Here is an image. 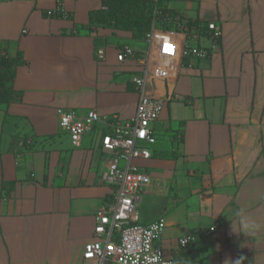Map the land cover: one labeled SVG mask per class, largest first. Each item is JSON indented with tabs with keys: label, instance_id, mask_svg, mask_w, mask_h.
<instances>
[{
	"label": "crops",
	"instance_id": "0c3cea01",
	"mask_svg": "<svg viewBox=\"0 0 264 264\" xmlns=\"http://www.w3.org/2000/svg\"><path fill=\"white\" fill-rule=\"evenodd\" d=\"M104 1L63 0L64 18L55 0H0V54L23 60L14 99L0 102V264H88L97 212L116 195L101 179L114 156L101 138L132 121L140 90L131 79L145 67L143 93L165 109L150 157L133 161L150 175L139 223L164 219L157 245L177 264H264V0H161L149 31L172 42L151 47L149 31L89 26ZM124 45L133 56L119 61ZM184 45L208 56L181 57ZM58 107L98 112L78 146ZM184 235L194 237L187 247Z\"/></svg>",
	"mask_w": 264,
	"mask_h": 264
},
{
	"label": "built area",
	"instance_id": "2783aa9c",
	"mask_svg": "<svg viewBox=\"0 0 264 264\" xmlns=\"http://www.w3.org/2000/svg\"><path fill=\"white\" fill-rule=\"evenodd\" d=\"M160 1L151 0L154 20L160 12ZM55 3L54 13L59 17H68L63 0H55ZM170 18L171 15L168 14L165 20ZM174 20L179 29L187 34L188 26L181 22L178 16H175ZM208 28L213 30V37L219 36L220 32L215 29L214 23H209ZM146 38L150 47L154 44L172 42L168 34L155 31L154 26ZM208 53L206 48L184 45L180 56L202 59L207 57ZM97 54L102 58L103 49H98ZM132 56V49L124 45L117 53V60L122 61ZM147 61L148 59L146 64ZM146 72L145 67L143 74L135 75L131 79L140 90L132 121L125 124L116 123L112 132L104 134L101 138L103 150L114 155L102 172L101 179L116 187V195L110 211L102 209L97 212L94 227L96 239L86 243L82 251V258L88 264H177L175 258L165 256L161 247L157 245L165 228L164 219L158 218L148 224H141L136 210L138 193L148 185L150 175L139 169L133 161L150 157L148 145L156 140L151 124L160 118L165 106V99L149 97L143 93ZM159 74L165 76L166 72L159 69ZM55 113L58 126L69 135L75 146L79 145L82 135L93 129L94 124L100 119L98 112L93 109L79 113L58 107ZM120 161L123 162L122 165ZM215 229L216 226L213 225L205 233L210 234ZM193 241L194 237L190 235H184L179 239L182 247H187Z\"/></svg>",
	"mask_w": 264,
	"mask_h": 264
},
{
	"label": "trees",
	"instance_id": "16d2710c",
	"mask_svg": "<svg viewBox=\"0 0 264 264\" xmlns=\"http://www.w3.org/2000/svg\"><path fill=\"white\" fill-rule=\"evenodd\" d=\"M151 20V0H105L101 14L92 15L89 26L106 25L126 28L145 36L150 29ZM188 25L191 26L190 23ZM198 25L193 24L195 28ZM22 62L20 53L15 57L5 53L0 54V102H10L14 99L15 68Z\"/></svg>",
	"mask_w": 264,
	"mask_h": 264
},
{
	"label": "clouds",
	"instance_id": "9594fccd",
	"mask_svg": "<svg viewBox=\"0 0 264 264\" xmlns=\"http://www.w3.org/2000/svg\"><path fill=\"white\" fill-rule=\"evenodd\" d=\"M230 264H243V257L236 259L235 261H231Z\"/></svg>",
	"mask_w": 264,
	"mask_h": 264
},
{
	"label": "rangeland",
	"instance_id": "374dc122",
	"mask_svg": "<svg viewBox=\"0 0 264 264\" xmlns=\"http://www.w3.org/2000/svg\"><path fill=\"white\" fill-rule=\"evenodd\" d=\"M158 25H159V24H158ZM158 25H157V26H158ZM164 109H165V107H164ZM151 125L153 126V123H152ZM148 147H149V145H148ZM111 160H112V159H111ZM111 160H110V161H111ZM121 163H123V162H122V161H120V164H121Z\"/></svg>",
	"mask_w": 264,
	"mask_h": 264
}]
</instances>
